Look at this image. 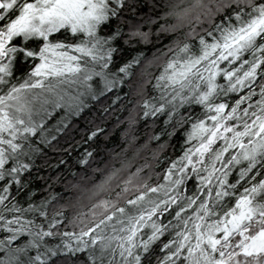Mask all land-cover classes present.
<instances>
[{
  "label": "snow or ice",
  "instance_id": "obj_1",
  "mask_svg": "<svg viewBox=\"0 0 264 264\" xmlns=\"http://www.w3.org/2000/svg\"><path fill=\"white\" fill-rule=\"evenodd\" d=\"M0 264H264V0H0Z\"/></svg>",
  "mask_w": 264,
  "mask_h": 264
},
{
  "label": "trees",
  "instance_id": "obj_2",
  "mask_svg": "<svg viewBox=\"0 0 264 264\" xmlns=\"http://www.w3.org/2000/svg\"><path fill=\"white\" fill-rule=\"evenodd\" d=\"M88 115H90V114H88ZM113 123H115V118H113V120L109 122L108 126L111 127ZM122 131H123V127L113 131V135L109 138V141H111V142L104 141L103 139H101L100 140V144L105 145L106 148L114 149L116 152H120L123 148L128 147V145L120 138V133ZM140 143H143V140H141ZM136 146L139 147V144H137ZM64 147H67V145H64ZM82 150L83 149L75 150L72 153V157L75 158L76 156H78L79 152L82 151ZM49 155L52 156V159H51L50 162L52 164H56L57 160H58V157L56 156V154L55 153H50ZM132 155H133L132 150H129L127 152V156L130 158V157H132ZM146 155L150 156V153H146ZM100 156H103L105 160L110 159V157L108 156L107 152H101ZM98 159H99V157H98ZM139 162L142 163L143 160H139ZM69 163H73V161L70 160ZM95 166H97V165L93 164V167H95ZM99 166H103V164L101 163ZM65 167H67V166H65ZM78 170H79V166H76V167L72 168V171H78ZM132 170L135 171V168H133ZM72 195L75 196V195H78V193L77 192H73Z\"/></svg>",
  "mask_w": 264,
  "mask_h": 264
}]
</instances>
